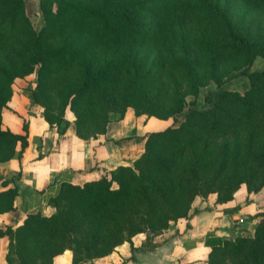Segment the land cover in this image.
<instances>
[{"label": "trees", "instance_id": "obj_1", "mask_svg": "<svg viewBox=\"0 0 264 264\" xmlns=\"http://www.w3.org/2000/svg\"><path fill=\"white\" fill-rule=\"evenodd\" d=\"M38 10L35 25L32 0H0V163L28 144L27 122L24 134L3 129L2 110L14 80L30 74L26 94L60 135L67 111L81 139L128 107L173 124L149 132L132 164L61 184L50 216L7 228L8 264H52L67 249L72 264H88L138 234L151 247L197 196L225 203L242 184L264 189V67L252 69L264 59V0H38ZM239 77L243 92L229 87ZM257 216L251 236L208 237L207 264H264Z\"/></svg>", "mask_w": 264, "mask_h": 264}, {"label": "crops", "instance_id": "obj_2", "mask_svg": "<svg viewBox=\"0 0 264 264\" xmlns=\"http://www.w3.org/2000/svg\"><path fill=\"white\" fill-rule=\"evenodd\" d=\"M33 76L14 80L10 101L2 110L3 129L24 134L23 123L27 122L28 144L20 159L0 163V193L16 191L12 199L0 198V264H8L7 228L16 229L29 213L53 214L55 208L49 200L61 184L83 185L119 165L132 164L144 151L146 135L164 129L161 124L166 122L136 115L128 107L121 119L109 122L105 132L95 138L76 136L72 120L60 135L45 121L42 106L26 94V89L35 85ZM263 211L264 189L249 192L244 184L225 203H218L215 193L197 196L188 216L153 236L151 247L141 248L145 235H138L131 239L132 244L124 242L88 264H207L208 237L251 236L257 215ZM52 264H72V252L67 249L54 256Z\"/></svg>", "mask_w": 264, "mask_h": 264}, {"label": "rangeland", "instance_id": "obj_3", "mask_svg": "<svg viewBox=\"0 0 264 264\" xmlns=\"http://www.w3.org/2000/svg\"><path fill=\"white\" fill-rule=\"evenodd\" d=\"M33 1V5H34V9H35V12H36V14H34V16H32V21L34 22V24L36 25L37 23H38V21H39V18H40V16H39V10H38V0H32ZM264 67V59L263 58H261V57H258L255 61H254V63H253V65H252V69H254V70H258V69H262ZM34 77V76H33ZM35 78V77H34ZM35 81V79H31V82H34ZM247 86H248V80L245 78V77H243V78H235V79H233L232 81H231V83H230V88L231 89H236V90H239L240 92H243L244 91V89H246L247 88ZM209 89H210V87H208V88H206L204 91H203V93H202V95H201V98L199 99V102H201L202 101V97H203V95H205L207 92H209ZM66 116L69 118V120H72V121H74V116H73V113L71 112V111H67L66 112ZM158 119V118H157ZM171 124H173V122H172V120L171 119H167L166 120V122L164 123V124H161L162 125V128H165V127H168V126H170ZM138 235H143V234H138ZM138 235H136V236H138ZM136 236H134V237H136ZM133 238V237H132ZM131 238V239H132ZM127 242V241H126Z\"/></svg>", "mask_w": 264, "mask_h": 264}, {"label": "built area", "instance_id": "obj_4", "mask_svg": "<svg viewBox=\"0 0 264 264\" xmlns=\"http://www.w3.org/2000/svg\"><path fill=\"white\" fill-rule=\"evenodd\" d=\"M239 222H243V219H239Z\"/></svg>", "mask_w": 264, "mask_h": 264}]
</instances>
